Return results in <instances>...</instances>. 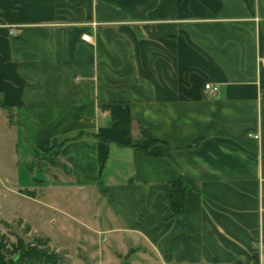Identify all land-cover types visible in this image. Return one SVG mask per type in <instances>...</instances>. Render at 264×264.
<instances>
[{"label": "crops", "instance_id": "crops-1", "mask_svg": "<svg viewBox=\"0 0 264 264\" xmlns=\"http://www.w3.org/2000/svg\"><path fill=\"white\" fill-rule=\"evenodd\" d=\"M0 112L137 255L264 264V0H0Z\"/></svg>", "mask_w": 264, "mask_h": 264}, {"label": "rangeland", "instance_id": "rangeland-1", "mask_svg": "<svg viewBox=\"0 0 264 264\" xmlns=\"http://www.w3.org/2000/svg\"><path fill=\"white\" fill-rule=\"evenodd\" d=\"M70 183L62 154L27 148L0 112V233L10 244L48 240L57 264H160L136 254V244L100 196Z\"/></svg>", "mask_w": 264, "mask_h": 264}, {"label": "trees", "instance_id": "trees-1", "mask_svg": "<svg viewBox=\"0 0 264 264\" xmlns=\"http://www.w3.org/2000/svg\"><path fill=\"white\" fill-rule=\"evenodd\" d=\"M83 133L73 138L74 140L81 139ZM155 140H152L147 135L135 141L132 145L135 149L144 153H149V149L156 144ZM55 153H60L59 150L52 149ZM194 185L182 179L173 184L172 193L169 197L168 204L172 211L173 216L182 217L185 210V197L187 190ZM37 245H26L22 240H19L17 244H10L5 235L0 233V264H5L7 256H11L10 263L19 264L25 262V264H57L55 258L48 254V240H39ZM45 249V250H44Z\"/></svg>", "mask_w": 264, "mask_h": 264}, {"label": "built area", "instance_id": "built-area-1", "mask_svg": "<svg viewBox=\"0 0 264 264\" xmlns=\"http://www.w3.org/2000/svg\"><path fill=\"white\" fill-rule=\"evenodd\" d=\"M82 40L84 42H87V43H91L92 42V37L90 35H84L82 37ZM204 89L207 93H211V94H216L218 91H219V87L217 85H214L212 83H206L205 86H204ZM255 138H259L258 135L255 136Z\"/></svg>", "mask_w": 264, "mask_h": 264}]
</instances>
